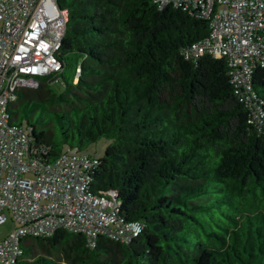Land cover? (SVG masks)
I'll return each mask as SVG.
<instances>
[{"label": "trees", "instance_id": "1", "mask_svg": "<svg viewBox=\"0 0 264 264\" xmlns=\"http://www.w3.org/2000/svg\"><path fill=\"white\" fill-rule=\"evenodd\" d=\"M58 3L69 10L63 67L16 90L9 112L18 119L13 110L29 108L25 125L42 159L104 138L91 190H118L121 213L144 227L127 244L101 235L89 246L66 229L26 238L20 264H264V66L252 74L256 117L224 59L186 57L209 32L197 10Z\"/></svg>", "mask_w": 264, "mask_h": 264}, {"label": "built area", "instance_id": "2", "mask_svg": "<svg viewBox=\"0 0 264 264\" xmlns=\"http://www.w3.org/2000/svg\"><path fill=\"white\" fill-rule=\"evenodd\" d=\"M197 10L209 20V32L193 42L186 57L210 54L230 66L240 100L254 116L263 115L252 86L256 63L264 66V0H155ZM69 10L58 0H0V225L13 229L0 240V264H20L23 241L47 237L58 229L86 236L95 246L99 236L132 242L144 225L121 213L118 190H91L99 154L66 146L50 160L31 147L30 129L9 112L16 90L36 85V75L63 67L58 51Z\"/></svg>", "mask_w": 264, "mask_h": 264}, {"label": "rangeland", "instance_id": "3", "mask_svg": "<svg viewBox=\"0 0 264 264\" xmlns=\"http://www.w3.org/2000/svg\"><path fill=\"white\" fill-rule=\"evenodd\" d=\"M68 61L70 62L69 58H68ZM65 71H66L67 75L70 74V72H71L70 64L65 68ZM27 87L38 88L39 84L37 83L36 85H29ZM13 111L19 114L18 119L17 118L14 119V116H12L14 121L16 123L26 124V118H27L26 114L29 111V108H26L25 106H21V108H19L17 110L15 109ZM33 116H34V118H36L35 121H37L38 112H36ZM106 144H107L106 140L104 138H101L97 142H95L92 146H90L88 148V150L103 154L104 149L106 147ZM13 227H14V223L10 219L6 223L1 224L0 225V240L2 238H4L13 229ZM33 250H34V254H39L42 252L41 248L39 246H37L36 244L34 245Z\"/></svg>", "mask_w": 264, "mask_h": 264}]
</instances>
